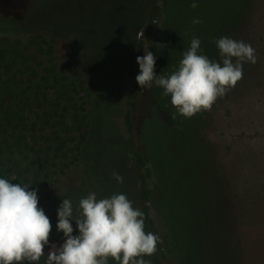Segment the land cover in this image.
Wrapping results in <instances>:
<instances>
[{"label": "rangeland", "instance_id": "obj_1", "mask_svg": "<svg viewBox=\"0 0 264 264\" xmlns=\"http://www.w3.org/2000/svg\"><path fill=\"white\" fill-rule=\"evenodd\" d=\"M191 3L0 0V36L41 32L59 40L95 91L83 171L64 182L51 206H40L52 225L50 243L62 242L55 224L63 198L75 207L90 191L98 199L123 193L144 213L148 232L160 238L158 264H264V0H253V6L250 0H197L195 8ZM239 3L252 13L235 12L232 5ZM145 22L146 40H137ZM221 36L251 45L256 62L244 63L241 78L210 108L184 118L161 89L135 83V59L148 47L156 74L166 75L193 37L201 54L218 60L215 41ZM127 103L132 134L124 125ZM140 146L156 175L153 208L164 222L151 209L145 214V179L132 157ZM113 171L122 183L112 179ZM47 251L38 264H46ZM108 264L118 262L109 258Z\"/></svg>", "mask_w": 264, "mask_h": 264}, {"label": "clouds", "instance_id": "obj_2", "mask_svg": "<svg viewBox=\"0 0 264 264\" xmlns=\"http://www.w3.org/2000/svg\"><path fill=\"white\" fill-rule=\"evenodd\" d=\"M190 7H197V0ZM143 30L138 29L137 40H146ZM215 46L219 59L210 60L201 54L199 38L193 37L178 67L166 75L156 74V57L148 47L135 59V83L139 89H161L176 114L190 118L210 108L241 78L244 63L256 62L255 50L243 41L221 36ZM111 177L123 182L115 171ZM28 189L0 177V264H38L45 248L46 264H108L109 258L118 264H150L145 257L157 250L160 238L145 232L144 213L125 194L98 199L90 191L75 207L71 199L63 198L56 209L55 229L62 233L57 246L49 242L52 225L38 207L36 190Z\"/></svg>", "mask_w": 264, "mask_h": 264}, {"label": "trees", "instance_id": "obj_3", "mask_svg": "<svg viewBox=\"0 0 264 264\" xmlns=\"http://www.w3.org/2000/svg\"><path fill=\"white\" fill-rule=\"evenodd\" d=\"M232 8L244 15L253 11L242 3ZM94 92L70 58L67 46L59 40L41 32L0 36V177L35 189L38 207L51 206L64 182L83 171L82 158L95 115ZM124 125L132 134L129 103ZM141 149L132 157L145 179V214L151 209L164 222L153 208L156 175ZM144 230L149 231L148 221L144 222ZM169 239L164 238L163 243L172 256ZM149 261L159 263L156 251Z\"/></svg>", "mask_w": 264, "mask_h": 264}, {"label": "flooded vegetation", "instance_id": "obj_4", "mask_svg": "<svg viewBox=\"0 0 264 264\" xmlns=\"http://www.w3.org/2000/svg\"><path fill=\"white\" fill-rule=\"evenodd\" d=\"M146 27V22H145V24H144V28Z\"/></svg>", "mask_w": 264, "mask_h": 264}]
</instances>
